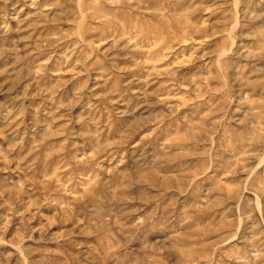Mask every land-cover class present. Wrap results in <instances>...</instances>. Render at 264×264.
<instances>
[{"label":"rangeland","instance_id":"rangeland-1","mask_svg":"<svg viewBox=\"0 0 264 264\" xmlns=\"http://www.w3.org/2000/svg\"><path fill=\"white\" fill-rule=\"evenodd\" d=\"M0 264H264V0H0Z\"/></svg>","mask_w":264,"mask_h":264}]
</instances>
